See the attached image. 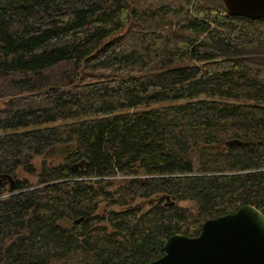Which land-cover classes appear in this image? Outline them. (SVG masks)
Here are the masks:
<instances>
[{"label": "trees", "instance_id": "16d2710c", "mask_svg": "<svg viewBox=\"0 0 264 264\" xmlns=\"http://www.w3.org/2000/svg\"><path fill=\"white\" fill-rule=\"evenodd\" d=\"M0 101V264H148L264 214V18L0 0Z\"/></svg>", "mask_w": 264, "mask_h": 264}, {"label": "water", "instance_id": "95a60500", "mask_svg": "<svg viewBox=\"0 0 264 264\" xmlns=\"http://www.w3.org/2000/svg\"><path fill=\"white\" fill-rule=\"evenodd\" d=\"M230 15L264 18V0H221ZM148 264H264V214L244 204L206 220L198 235L175 233Z\"/></svg>", "mask_w": 264, "mask_h": 264}, {"label": "rangeland", "instance_id": "374dc122", "mask_svg": "<svg viewBox=\"0 0 264 264\" xmlns=\"http://www.w3.org/2000/svg\"><path fill=\"white\" fill-rule=\"evenodd\" d=\"M2 105V101H0V106Z\"/></svg>", "mask_w": 264, "mask_h": 264}, {"label": "built area", "instance_id": "2783aa9c", "mask_svg": "<svg viewBox=\"0 0 264 264\" xmlns=\"http://www.w3.org/2000/svg\"><path fill=\"white\" fill-rule=\"evenodd\" d=\"M106 178H109V177H106Z\"/></svg>", "mask_w": 264, "mask_h": 264}]
</instances>
